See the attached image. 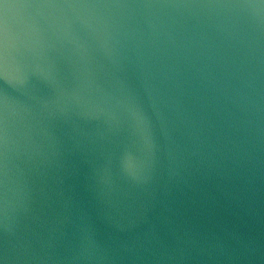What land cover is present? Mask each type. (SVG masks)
Masks as SVG:
<instances>
[{"label": "water", "instance_id": "1", "mask_svg": "<svg viewBox=\"0 0 264 264\" xmlns=\"http://www.w3.org/2000/svg\"><path fill=\"white\" fill-rule=\"evenodd\" d=\"M0 264H264V0H0Z\"/></svg>", "mask_w": 264, "mask_h": 264}]
</instances>
